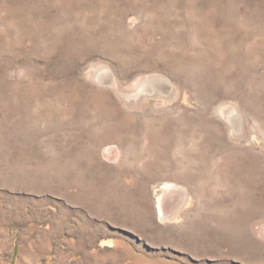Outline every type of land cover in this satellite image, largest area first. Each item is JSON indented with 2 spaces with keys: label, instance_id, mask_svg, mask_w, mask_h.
Listing matches in <instances>:
<instances>
[{
  "label": "rangeland",
  "instance_id": "1",
  "mask_svg": "<svg viewBox=\"0 0 264 264\" xmlns=\"http://www.w3.org/2000/svg\"><path fill=\"white\" fill-rule=\"evenodd\" d=\"M0 264H264V0H0Z\"/></svg>",
  "mask_w": 264,
  "mask_h": 264
}]
</instances>
